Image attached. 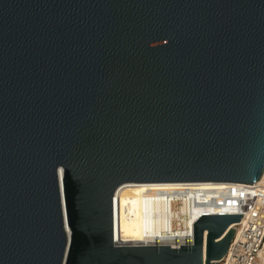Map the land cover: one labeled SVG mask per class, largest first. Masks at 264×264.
<instances>
[{"label":"water","instance_id":"1","mask_svg":"<svg viewBox=\"0 0 264 264\" xmlns=\"http://www.w3.org/2000/svg\"><path fill=\"white\" fill-rule=\"evenodd\" d=\"M264 173V0H0V264H220L243 215L114 243L126 183Z\"/></svg>","mask_w":264,"mask_h":264},{"label":"bare ground","instance_id":"2","mask_svg":"<svg viewBox=\"0 0 264 264\" xmlns=\"http://www.w3.org/2000/svg\"><path fill=\"white\" fill-rule=\"evenodd\" d=\"M264 183V173L257 181ZM209 183V182H208ZM190 184L205 182L126 183L118 190V226L115 240L120 244H182L193 241L194 224L201 214H228L211 207H194L177 192ZM173 216L171 221L169 216ZM238 222L231 227H237Z\"/></svg>","mask_w":264,"mask_h":264},{"label":"built area","instance_id":"3","mask_svg":"<svg viewBox=\"0 0 264 264\" xmlns=\"http://www.w3.org/2000/svg\"><path fill=\"white\" fill-rule=\"evenodd\" d=\"M119 188L113 197L114 243L116 244H120L115 240L119 214L116 206ZM177 195L181 200H187L191 208L206 206L219 212L234 211L235 214L243 215L238 222L239 225L227 254L219 261L220 264H264V183L190 184L180 188ZM172 217L169 216L170 221Z\"/></svg>","mask_w":264,"mask_h":264}]
</instances>
